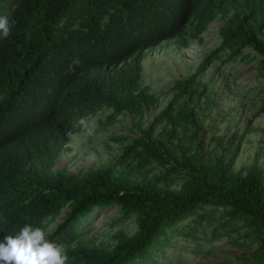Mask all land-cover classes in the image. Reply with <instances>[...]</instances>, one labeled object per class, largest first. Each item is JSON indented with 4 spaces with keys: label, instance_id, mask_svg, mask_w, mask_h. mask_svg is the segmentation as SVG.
Returning <instances> with one entry per match:
<instances>
[{
    "label": "trees",
    "instance_id": "obj_1",
    "mask_svg": "<svg viewBox=\"0 0 264 264\" xmlns=\"http://www.w3.org/2000/svg\"><path fill=\"white\" fill-rule=\"evenodd\" d=\"M2 16L15 25L0 37V240L31 224L66 245L67 264H165L157 255L184 235L247 249L218 264H264V139L251 166L235 165L245 133L264 126L208 135L217 103L200 79L212 59L248 48L264 74V0H0ZM218 19L220 44L174 79L156 113L159 96L143 85L149 49L203 43ZM103 110L106 126L135 120L114 137L120 152L86 171L57 169L71 135ZM109 206L114 224L134 219L136 230L85 238L94 210ZM206 224L211 234L198 235Z\"/></svg>",
    "mask_w": 264,
    "mask_h": 264
},
{
    "label": "rangeland",
    "instance_id": "obj_2",
    "mask_svg": "<svg viewBox=\"0 0 264 264\" xmlns=\"http://www.w3.org/2000/svg\"><path fill=\"white\" fill-rule=\"evenodd\" d=\"M222 23L223 21L218 19L209 25L204 32L203 43L192 40L189 47L179 48L174 41H166L149 49L144 60L143 85L156 91L159 96L156 113L168 103L174 79L196 72L205 57L220 44L218 28ZM254 54L252 49L248 48L229 61H223L227 58L223 55L218 59H212L201 72L202 82H209L210 87L214 88L210 96L217 103L210 111L211 118L206 121L208 129L212 126V121L215 124L208 135L224 134L228 138L236 132L242 134L248 119L254 128L264 126V114L256 113L259 108L257 100L261 97L260 91H264V74L257 68L259 58L255 59ZM110 112L111 110H103L87 121L79 134L71 135L69 143L56 162L57 169L66 168L69 172L86 171L107 162L120 152V143L114 137L131 134L129 127L135 120L131 116L122 115L115 124L106 126L100 123V120H105ZM152 118L153 115L147 116L148 123ZM263 139V132L259 130L250 129L245 133L236 159L237 169L254 163ZM260 163L264 167V155H261ZM117 215L115 206L95 209L94 219L84 226V237L109 239V235L117 229H123L128 233L136 230L134 219H124L114 224L113 219ZM62 218L63 215L54 221L49 230H53ZM213 227L214 225L208 224L201 226L197 234L204 236L207 232L210 235ZM212 244L203 238L196 241L184 235H174L166 251L157 256L159 261L162 263L165 261V264H218L225 260L233 261L234 254L247 251L241 247H231L226 240L214 241Z\"/></svg>",
    "mask_w": 264,
    "mask_h": 264
},
{
    "label": "clouds",
    "instance_id": "obj_3",
    "mask_svg": "<svg viewBox=\"0 0 264 264\" xmlns=\"http://www.w3.org/2000/svg\"><path fill=\"white\" fill-rule=\"evenodd\" d=\"M14 25V20L0 17V37L8 38ZM48 236L45 229L31 224H25L15 234H6L0 240V264H67L66 245Z\"/></svg>",
    "mask_w": 264,
    "mask_h": 264
}]
</instances>
